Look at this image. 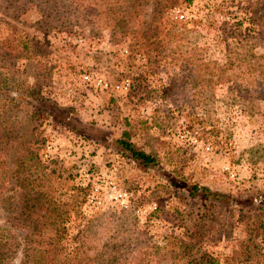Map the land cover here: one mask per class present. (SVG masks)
Here are the masks:
<instances>
[{"label": "rangeland", "instance_id": "rangeland-1", "mask_svg": "<svg viewBox=\"0 0 264 264\" xmlns=\"http://www.w3.org/2000/svg\"><path fill=\"white\" fill-rule=\"evenodd\" d=\"M113 1L125 18L118 19L123 34L80 23L71 12L54 23L39 8H0V36L12 31L37 50L33 60L0 61L5 94L40 97L44 105L19 103L15 127H0L6 138L16 133L0 156L21 162L34 189L49 180L58 200H80L84 193L68 207L69 228L72 242L90 255L105 252L108 242L140 252L172 238L186 243L199 209L198 199L168 185L160 170L140 166L112 145L109 139L122 130L163 171L180 172L187 183L237 196L264 190V98L243 73L236 75L238 66L226 70L235 83L194 77L196 65L231 54L226 45L235 36L228 23L240 21L239 42L253 44L255 54L264 51V0ZM45 59L44 68L35 64ZM124 79L129 86L116 88ZM236 83L246 84L245 96ZM18 189L9 182L2 195ZM2 202L6 225L9 205ZM213 220L199 245L220 264H264V204L218 207Z\"/></svg>", "mask_w": 264, "mask_h": 264}, {"label": "trees", "instance_id": "trees-1", "mask_svg": "<svg viewBox=\"0 0 264 264\" xmlns=\"http://www.w3.org/2000/svg\"><path fill=\"white\" fill-rule=\"evenodd\" d=\"M113 2V0H0V8L6 11L16 8L20 11L39 8L46 18L50 16L55 18L54 23L63 13L71 12L80 15V23H89L96 28L108 27L112 34L118 32L123 34L124 21L118 19L125 18L123 13L115 8ZM226 25L229 34L235 36V40H230L232 46L229 43L226 45L228 50L226 55L231 53L230 57L221 62L211 61L209 66L196 65L194 70L196 82L205 76L206 81L210 83H233L235 75L231 76L226 70L238 66V69H242L236 75L241 77L243 73L249 83L253 84L251 85L257 97L264 98V51L255 54L253 44L245 46L246 41L239 42L240 21ZM34 48V45L20 39L12 31L6 32L0 36V61H12L14 65L17 59L33 60L37 53ZM45 62L46 59L43 62L37 60L35 64L44 68ZM236 84L243 87L240 88ZM236 84L233 86L237 88L238 94L245 96L249 91L246 84ZM6 89L5 82L0 80V127L4 123L11 130L15 127L16 121L20 118L16 110L19 103L32 105L36 102L41 104V108L44 106L40 97H30L17 91H14L16 95L7 97ZM50 103L52 104V101ZM12 111L16 113L12 114ZM7 136L6 138L5 132L0 133V155L4 142L12 143L16 139V133L10 132ZM109 140L113 146L126 153L140 166L160 170L168 185L182 188L186 190L187 195L198 199L199 209L194 215L189 240L183 243L172 238L161 247L150 245L153 249L144 252H140L139 246L133 245V250H129V246L123 242H108L105 252L90 255L84 245L72 242L73 236L69 228L71 217L68 207L73 206L75 201L82 202L84 193L80 200L73 196L67 200H58L51 194L49 180H45V185L34 189L27 178L23 179L21 162L10 160L9 163L5 156H0V203L4 201L9 205L4 219L6 225L0 223V264H13L17 255L18 264H220L199 245V240L215 225L213 215L216 209L222 206L229 209L234 207L236 210L248 207L260 209L264 204V190L257 194L237 196L229 191L211 189L206 185L187 183L180 172L163 171L152 154L129 140V133L126 130H122L117 137ZM9 182L19 189L14 195L3 197V190L7 189ZM1 204L3 205V202ZM18 232H22L21 237Z\"/></svg>", "mask_w": 264, "mask_h": 264}, {"label": "built area", "instance_id": "built-area-1", "mask_svg": "<svg viewBox=\"0 0 264 264\" xmlns=\"http://www.w3.org/2000/svg\"><path fill=\"white\" fill-rule=\"evenodd\" d=\"M177 17H178V19H183V18H184V14H183V13H179ZM83 78H84L85 80H88V77H87L86 75H84ZM95 84H96V85L102 84L104 87L106 86V84H105L101 79H97V80L95 81ZM118 86H120V87L123 88V89H126L127 86H129V83H128L127 79H124V80L120 83V85H115L116 88H117Z\"/></svg>", "mask_w": 264, "mask_h": 264}]
</instances>
